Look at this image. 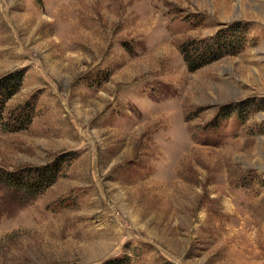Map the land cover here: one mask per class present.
Here are the masks:
<instances>
[{"label": "rangeland", "instance_id": "obj_1", "mask_svg": "<svg viewBox=\"0 0 264 264\" xmlns=\"http://www.w3.org/2000/svg\"><path fill=\"white\" fill-rule=\"evenodd\" d=\"M12 75L0 264H264V0H0Z\"/></svg>", "mask_w": 264, "mask_h": 264}, {"label": "trees", "instance_id": "obj_2", "mask_svg": "<svg viewBox=\"0 0 264 264\" xmlns=\"http://www.w3.org/2000/svg\"><path fill=\"white\" fill-rule=\"evenodd\" d=\"M220 55L221 51L218 48L213 52L197 49L195 55L188 51L185 55V61L189 69L195 70L205 64V62L216 59ZM20 82V75H12L0 80V128H7L8 126L11 130L26 128L30 122V118H32V110L27 105L20 107L9 118L8 115H5V104L16 93ZM13 124L15 126L11 128ZM46 179H48L46 173L41 172L40 167L30 172L22 171L16 173L0 171V186L13 195L18 194V198L22 204L35 199L51 185V182ZM114 263L116 264L118 262L114 261Z\"/></svg>", "mask_w": 264, "mask_h": 264}]
</instances>
